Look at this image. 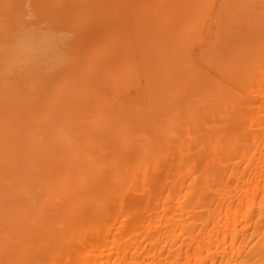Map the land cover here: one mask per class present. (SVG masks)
I'll list each match as a JSON object with an SVG mask.
<instances>
[{
	"label": "bare ground",
	"instance_id": "1",
	"mask_svg": "<svg viewBox=\"0 0 264 264\" xmlns=\"http://www.w3.org/2000/svg\"><path fill=\"white\" fill-rule=\"evenodd\" d=\"M0 264H264V0H0Z\"/></svg>",
	"mask_w": 264,
	"mask_h": 264
}]
</instances>
